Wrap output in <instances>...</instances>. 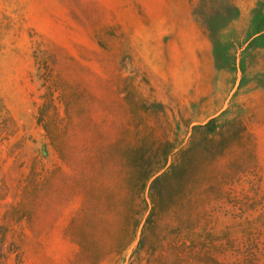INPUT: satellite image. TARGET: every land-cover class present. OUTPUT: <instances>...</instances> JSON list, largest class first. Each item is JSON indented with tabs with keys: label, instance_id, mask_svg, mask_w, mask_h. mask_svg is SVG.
Instances as JSON below:
<instances>
[{
	"label": "rangeland",
	"instance_id": "obj_1",
	"mask_svg": "<svg viewBox=\"0 0 264 264\" xmlns=\"http://www.w3.org/2000/svg\"><path fill=\"white\" fill-rule=\"evenodd\" d=\"M0 103V264H264V0H0Z\"/></svg>",
	"mask_w": 264,
	"mask_h": 264
},
{
	"label": "trees",
	"instance_id": "obj_2",
	"mask_svg": "<svg viewBox=\"0 0 264 264\" xmlns=\"http://www.w3.org/2000/svg\"><path fill=\"white\" fill-rule=\"evenodd\" d=\"M5 112L4 107L0 103V118L1 113ZM179 145L167 143V148L165 149L163 156V163L155 167L145 169L140 178L139 195L142 194L146 183L164 169L167 165L168 159L173 151H175ZM249 191L240 192L239 195L234 196V203L239 210L240 214L244 217L246 226L249 230L251 236V243L255 252L264 257V195H260L259 188L254 185V183L249 184ZM141 202H143L145 208L142 209L143 212L147 210V202L144 196L140 197Z\"/></svg>",
	"mask_w": 264,
	"mask_h": 264
}]
</instances>
